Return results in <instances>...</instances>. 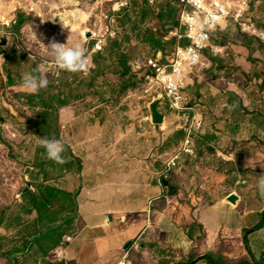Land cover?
<instances>
[{
	"label": "crops",
	"instance_id": "0c3cea01",
	"mask_svg": "<svg viewBox=\"0 0 264 264\" xmlns=\"http://www.w3.org/2000/svg\"><path fill=\"white\" fill-rule=\"evenodd\" d=\"M25 17L19 15L21 24ZM248 18L264 33V0H250ZM229 25L217 28L222 40L213 33L204 66L189 80L188 106L172 115L167 98L166 104L156 102L164 122L150 126L151 137L158 139L151 140L147 155L135 137L134 155L127 156L120 129L110 143L108 126L99 119L102 110L93 108L88 112L98 121L79 133L82 111H60L59 129L72 122L69 141H61L70 153L62 162L49 159L51 165H63L54 177L42 159L29 185L25 179L17 185L10 179V159L0 157V264H113L125 255L129 264H178L191 258L194 264H215L197 260L207 253L231 262L264 259V195L258 190L264 176V41ZM19 54L10 50V42L0 48V104L7 108L14 88L26 102L53 95H48L51 84L28 94L22 78L15 82L10 60ZM205 68L213 78L197 75ZM3 96L7 103L1 102ZM200 122L195 155L183 154L170 169L183 144H173V133L183 142L188 128ZM171 124L179 127L176 132H170ZM1 131L9 133L10 125ZM10 196L20 197L10 202Z\"/></svg>",
	"mask_w": 264,
	"mask_h": 264
},
{
	"label": "rangeland",
	"instance_id": "374dc122",
	"mask_svg": "<svg viewBox=\"0 0 264 264\" xmlns=\"http://www.w3.org/2000/svg\"><path fill=\"white\" fill-rule=\"evenodd\" d=\"M126 1H128V6L122 7V3ZM0 8L6 10L7 13L11 12V16L16 12L14 15L18 19L20 14L26 16V20H23L22 24H18L11 30L13 35L10 38V50L20 52L18 57L14 56L10 60V73L15 82H20L24 73L33 71L39 65L44 64L47 66V70L41 74L48 77V86L51 84L48 95H59L69 102L66 107L61 108L54 115H46L41 99L33 97L26 102V95L18 94L17 89L14 88L10 90V104L8 103L10 108L0 104L2 106L0 113L3 112V116L7 118L6 123L4 120L3 122L0 120V130H7V126L10 125V132L6 133L8 135L2 131L0 134V157L5 156L10 159V179L13 183L19 185V181L23 184L22 179H25L29 185V182L32 181L30 173L36 170L33 167L37 168L42 159L48 163L43 167L51 177H54L58 168L63 167L62 164L55 166L54 161H52V165L49 164L50 160L41 144L43 139L69 141L71 120L67 122L68 128L65 124L60 126L61 132L58 127L59 114L63 109H80L82 111L81 121L76 124L78 133L82 126H91L98 121L97 116L93 117V113H89V110L93 108L102 110L99 119H104L108 126L106 139L110 143L116 141V132L120 129L126 134L125 146L127 149H125V154L127 156L134 155L135 137L140 140L143 146V155L149 153L151 140L158 139V137H151L149 132L150 126L156 127L151 113L149 114L150 106L157 101L166 104L167 100L164 97L167 99L168 97L162 88H154L140 75L135 78L134 88L121 92L122 84L118 77L121 69L115 55L114 44L115 42L120 44L121 50H124L125 54L129 56L131 63L161 56L165 61L167 57H171L178 46L182 45L179 42L184 40H179L174 35L176 31L183 34L184 30L179 24L180 6L178 0H157L153 5L149 4L147 0H0ZM76 10L88 16V20L82 23L79 29L63 20L69 12ZM67 20L69 22V19ZM228 23L237 26L233 20H229ZM107 27L116 30L117 36L110 37L100 54L93 52L95 41L88 37V33L92 31L100 33L106 31ZM85 30L90 31L84 36L83 31ZM221 36L217 31L214 34V39L222 40ZM83 42L88 58L87 71H63L59 76L55 75L54 60L49 53L48 45L59 43L65 44V47H71L77 44L81 45ZM11 54L13 53L11 52ZM160 54L162 55L160 56ZM194 71L190 76L191 81ZM209 71L205 68L197 75L202 74L201 76H208L211 79L214 75L209 74ZM4 97L1 102L6 101L7 103L8 100H5ZM188 100L190 99L188 98ZM170 105L173 108L171 103ZM161 108L164 112L167 110V114L171 112L172 115L182 111L175 108L165 110L163 109L164 105ZM34 122H38V125L44 124L45 130L38 129ZM178 128L177 125L171 124L170 132H176ZM197 128L200 127L193 126L187 130V134L192 132L191 146L194 152ZM142 131L146 133L140 139L138 135ZM159 133L162 135V132L159 131ZM176 134L177 132L172 135L173 144L177 147L180 143L183 144L175 154L180 152L187 137L186 135L181 142L182 137ZM69 153L70 151L64 148L61 155L69 156ZM194 155L195 153L189 156ZM3 166L5 167V165ZM27 167L31 169L27 171ZM12 181H10V185ZM18 197L20 196L13 198L10 196V202ZM2 199L0 197V200Z\"/></svg>",
	"mask_w": 264,
	"mask_h": 264
},
{
	"label": "built area",
	"instance_id": "2783aa9c",
	"mask_svg": "<svg viewBox=\"0 0 264 264\" xmlns=\"http://www.w3.org/2000/svg\"><path fill=\"white\" fill-rule=\"evenodd\" d=\"M157 0H148L153 5ZM180 6V26L183 34L175 32L179 40L184 39L188 43L178 46L171 57L164 61L161 57L148 58L145 61H136L131 64L135 76H142L151 86L160 87L165 92L173 108L184 110L188 105V98L184 92L193 71L204 66L203 53L211 47L212 35L224 22H233L242 32L257 36L264 41V33L255 28L249 20L250 0H178ZM128 1L122 3L127 7ZM6 11V10H5ZM0 8V45L3 40L13 35L11 30L20 23L18 17L11 16ZM89 34V33H88ZM91 40L95 41L93 52L100 53L104 50L107 41L117 36L116 30L107 27V30L98 33L91 32ZM189 79V80H188ZM197 127L201 123H196ZM193 142L190 131L185 138L180 152L169 161L170 169L178 166L181 155H193L195 152L191 146ZM246 182V181H245ZM71 237H67L70 241ZM113 264H129L128 255Z\"/></svg>",
	"mask_w": 264,
	"mask_h": 264
},
{
	"label": "clouds",
	"instance_id": "9594fccd",
	"mask_svg": "<svg viewBox=\"0 0 264 264\" xmlns=\"http://www.w3.org/2000/svg\"><path fill=\"white\" fill-rule=\"evenodd\" d=\"M49 46V53L54 60L55 75L59 76L63 71H87L86 50L82 45H75L65 47V44L51 43ZM47 66L39 65L36 69L26 72L22 76L21 88L28 94H36L41 89H46L49 84L48 77L41 73L46 72ZM42 146L46 151L49 159L62 162V153L64 145L61 141L55 139H43ZM258 190L261 195H264V176L258 180Z\"/></svg>",
	"mask_w": 264,
	"mask_h": 264
},
{
	"label": "trees",
	"instance_id": "16d2710c",
	"mask_svg": "<svg viewBox=\"0 0 264 264\" xmlns=\"http://www.w3.org/2000/svg\"><path fill=\"white\" fill-rule=\"evenodd\" d=\"M180 24V22H179ZM114 48L116 49V57L118 59V65L121 69V71L118 73L119 81L122 84L121 92L127 91L131 88L135 87V77L132 74L131 65H129L130 58L125 52L121 50L120 44L118 42H115ZM100 54V53H99ZM49 89V86L46 88ZM43 94V93H42ZM40 94V95H42ZM39 98H42V107L43 110L46 112V115L50 112H55L59 108L66 107L69 102L67 100H60L57 96H50V97H42L39 96ZM54 98L56 100H54ZM54 100V101H53ZM36 124H39L38 122H34ZM44 127L45 125L42 124ZM200 259H206L211 263L215 264H263L264 259H261L258 261L257 259L253 258V262L249 261H240V262H231L225 257L216 254V253H207L204 256L200 257L197 260ZM194 258L188 259L186 261H181L178 264H194Z\"/></svg>",
	"mask_w": 264,
	"mask_h": 264
},
{
	"label": "bare ground",
	"instance_id": "6f19581e",
	"mask_svg": "<svg viewBox=\"0 0 264 264\" xmlns=\"http://www.w3.org/2000/svg\"><path fill=\"white\" fill-rule=\"evenodd\" d=\"M66 18L69 19V22ZM66 18H63V20H65L67 22V24H70L71 26H73L74 28H77V29L81 28V24L85 23L88 20V16L85 14H82L81 11H79V10L69 12L66 15ZM89 31L90 30L83 31V35L85 36L86 33ZM92 32H94V31H92Z\"/></svg>",
	"mask_w": 264,
	"mask_h": 264
},
{
	"label": "water",
	"instance_id": "95a60500",
	"mask_svg": "<svg viewBox=\"0 0 264 264\" xmlns=\"http://www.w3.org/2000/svg\"><path fill=\"white\" fill-rule=\"evenodd\" d=\"M88 37L89 38L91 37L90 33L88 34ZM8 42L9 41L7 39L3 40V42L0 45V48L5 47L8 44ZM151 114H152V119H153L154 124L160 125L164 122V117L158 111V103L155 102L151 105ZM29 170L30 168L28 167L27 171ZM235 198H236L235 196L231 197L232 200H235ZM131 243L132 241H128L126 248H128L131 245Z\"/></svg>",
	"mask_w": 264,
	"mask_h": 264
}]
</instances>
